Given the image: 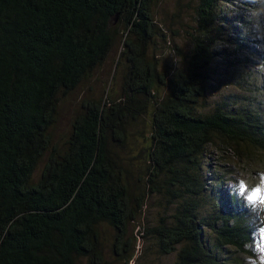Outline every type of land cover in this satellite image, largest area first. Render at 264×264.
<instances>
[{"label": "trees", "instance_id": "obj_1", "mask_svg": "<svg viewBox=\"0 0 264 264\" xmlns=\"http://www.w3.org/2000/svg\"><path fill=\"white\" fill-rule=\"evenodd\" d=\"M157 1L0 0V264H107L102 226L128 264L136 246L129 226L151 194L172 211L144 230L160 254L175 253V264H244L249 212L209 163L219 149L247 173L243 159L264 155V94L257 96L250 59L235 55L249 42L244 20L221 9L228 0H196L192 50L159 74L148 59L160 33ZM119 33L121 94L83 100L57 147L60 101L105 63ZM207 89H219L208 108ZM147 113L148 187L135 193L119 153Z\"/></svg>", "mask_w": 264, "mask_h": 264}, {"label": "rangeland", "instance_id": "obj_2", "mask_svg": "<svg viewBox=\"0 0 264 264\" xmlns=\"http://www.w3.org/2000/svg\"><path fill=\"white\" fill-rule=\"evenodd\" d=\"M228 1L232 2L229 7L223 3L221 9L228 11L234 18L240 15L243 17L246 7L244 0ZM196 4V0H158L152 7L154 20L160 33L153 39V45L149 46L148 59L151 62L152 60L156 62L159 74H163L169 69L180 67L183 64V56H187L192 50L191 35L195 26ZM225 27H227L226 24H224V29ZM121 34L119 33L117 42L105 63L96 69L90 78L74 93L60 101L57 123L52 132L54 144L57 147L60 148L64 145L70 131L71 122L79 112L80 104L83 100L102 101L105 99L106 101L108 97L112 96L114 98L121 94L127 74L122 57V52L124 51L123 42L126 38L125 35ZM230 48L231 45L228 44L229 58L232 56ZM253 50L255 49L251 47V41L249 40L244 48L241 47L235 55L239 60L247 61V58H249L247 67H251L253 61L250 56L252 54L260 55L256 50L255 52ZM214 65L211 67L212 70L215 69ZM221 67L223 68L224 65H221ZM219 89H207L205 97L201 100L206 103L207 108ZM139 121L136 126H131L128 129L126 146L119 153L122 166L127 172L129 185L135 193L146 191L145 187H148L145 183L147 179L145 172L148 165L146 164V150L144 148L145 138L148 136L149 114H145ZM211 152L209 154V163L213 174L219 175L224 180L225 176L227 177L226 179H229L232 176L243 173L233 154L225 155L222 151L215 148ZM263 157L264 155L261 154L257 158H252L251 161L243 159V162L246 163L244 172L252 171L254 173L256 170H264V160L263 162L261 161ZM45 161L46 158L39 163L34 173L35 180H38ZM168 206L167 198L163 195L151 194L148 196L144 212L129 226L128 239H131V241L132 238L136 239V246L132 252L135 257L128 264H175L176 254H160L155 241L144 233L146 228L157 225L159 219L164 217L165 212H167V215L172 212ZM100 231L101 249L107 264L127 263L126 260H120L113 253V231L107 226H102Z\"/></svg>", "mask_w": 264, "mask_h": 264}, {"label": "clouds", "instance_id": "obj_3", "mask_svg": "<svg viewBox=\"0 0 264 264\" xmlns=\"http://www.w3.org/2000/svg\"><path fill=\"white\" fill-rule=\"evenodd\" d=\"M244 22L239 25L242 38L251 41V47L260 55L252 54L250 71L257 96L264 94V0H244ZM229 194L242 200L249 212L250 241L244 244V264H264V170L240 173L228 179ZM241 185L245 192H241ZM258 193L255 199L252 194Z\"/></svg>", "mask_w": 264, "mask_h": 264}, {"label": "snow or ice", "instance_id": "obj_4", "mask_svg": "<svg viewBox=\"0 0 264 264\" xmlns=\"http://www.w3.org/2000/svg\"><path fill=\"white\" fill-rule=\"evenodd\" d=\"M241 192L244 193L245 192V188L243 185H241ZM258 195V193L252 194V196L250 197L251 199H255V197Z\"/></svg>", "mask_w": 264, "mask_h": 264}]
</instances>
